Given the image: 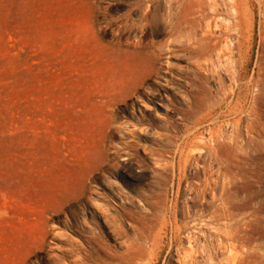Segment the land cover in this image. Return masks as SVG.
Masks as SVG:
<instances>
[{
  "label": "rangeland",
  "instance_id": "obj_1",
  "mask_svg": "<svg viewBox=\"0 0 264 264\" xmlns=\"http://www.w3.org/2000/svg\"><path fill=\"white\" fill-rule=\"evenodd\" d=\"M263 80L264 0H0V264H264Z\"/></svg>",
  "mask_w": 264,
  "mask_h": 264
},
{
  "label": "bare ground",
  "instance_id": "obj_2",
  "mask_svg": "<svg viewBox=\"0 0 264 264\" xmlns=\"http://www.w3.org/2000/svg\"><path fill=\"white\" fill-rule=\"evenodd\" d=\"M228 2L233 3V0H228ZM232 13H233L234 16L239 14L238 11L235 10V9L232 10ZM229 16H230V14H229ZM263 85H264V80H263ZM263 95H264V91L263 92L259 91V93L255 96V98L257 99V98H259L260 96H263ZM202 144H204V142H202ZM225 151H226V149H225ZM202 169H204V168H202ZM227 169H228V167L227 168L224 167V175H223V180L221 182V187H220V193H219V195L216 194L217 192L215 190L214 184H207L206 181H205L206 184L204 185V190L202 191V194H206L210 198V201L209 202L208 201H204V203H200L201 202L200 201L201 200L200 199L201 198V195L200 194H198L197 197H195V199H194V203L195 204L200 203V207H203V208H205L207 210H211V208H213L212 206L215 205L214 204L215 201H219L220 204L215 208V211L212 213V217L210 219L211 220H215V221H220V222H222V220H224V219H226L228 217V212H229L228 206H230L231 208H233L235 210H239L240 209V205H239L240 191H239V186H238V184H239L238 183V177H239V172L240 171H239V168H238L237 165H235L233 167V169L235 170V172L233 173L234 174V176H233V179H234V187L232 188V191L233 192L231 193V191L227 189V184H226V181H225V176L227 175ZM231 198L234 200L233 203H230V201H229V199H231ZM120 221L121 220H120V217L119 216H114V218H113V223H114L113 234H114L115 237H120V227L117 226V224ZM208 223L207 224H204V227L207 228V229H205V231H206L205 233H207L209 236H212V237L216 238L217 241H218V245L221 248L224 247L225 243L228 241V239L226 238V235L223 233L224 231L223 232L219 231L220 233L215 234L214 232H211L210 231L212 229V226H211V229H210ZM215 223L217 224V222H215ZM77 226L78 225L76 224L75 227H71L70 228L75 234H78V231H80ZM94 241H96V239H88L87 240V243L89 245H91V247H92L91 250L92 251L95 249L96 251L99 252V249L95 245L92 244V242H94ZM82 255L83 254H82V251L81 250L76 251V258L77 259L74 262H76V263H83L84 261L89 262V260H87V259L88 258H91V256L90 255L87 256L85 254H84V256H82ZM90 262H92V261H90ZM53 264H61V261L57 260Z\"/></svg>",
  "mask_w": 264,
  "mask_h": 264
}]
</instances>
